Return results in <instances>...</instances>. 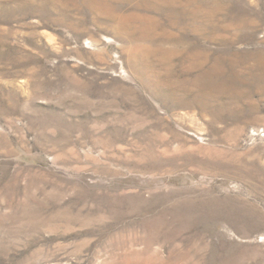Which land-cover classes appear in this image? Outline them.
<instances>
[{
	"label": "rangeland",
	"instance_id": "1",
	"mask_svg": "<svg viewBox=\"0 0 264 264\" xmlns=\"http://www.w3.org/2000/svg\"><path fill=\"white\" fill-rule=\"evenodd\" d=\"M0 264H264V0H0Z\"/></svg>",
	"mask_w": 264,
	"mask_h": 264
}]
</instances>
